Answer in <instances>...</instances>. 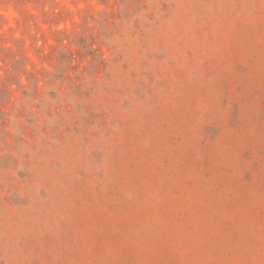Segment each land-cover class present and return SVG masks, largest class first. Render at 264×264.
<instances>
[{
    "label": "rangeland",
    "instance_id": "374dc122",
    "mask_svg": "<svg viewBox=\"0 0 264 264\" xmlns=\"http://www.w3.org/2000/svg\"><path fill=\"white\" fill-rule=\"evenodd\" d=\"M0 264H264V0H0Z\"/></svg>",
    "mask_w": 264,
    "mask_h": 264
}]
</instances>
